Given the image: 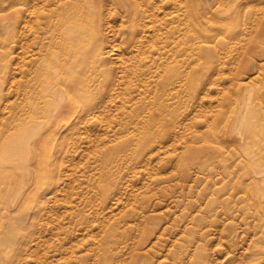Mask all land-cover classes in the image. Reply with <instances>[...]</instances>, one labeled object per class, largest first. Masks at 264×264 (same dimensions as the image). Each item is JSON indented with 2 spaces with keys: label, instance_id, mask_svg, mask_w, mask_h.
<instances>
[{
  "label": "rangeland",
  "instance_id": "1",
  "mask_svg": "<svg viewBox=\"0 0 264 264\" xmlns=\"http://www.w3.org/2000/svg\"><path fill=\"white\" fill-rule=\"evenodd\" d=\"M249 167L264 0H0V264H264Z\"/></svg>",
  "mask_w": 264,
  "mask_h": 264
},
{
  "label": "bare ground",
  "instance_id": "2",
  "mask_svg": "<svg viewBox=\"0 0 264 264\" xmlns=\"http://www.w3.org/2000/svg\"><path fill=\"white\" fill-rule=\"evenodd\" d=\"M249 87V86H248ZM250 89H248L246 86L241 87V92L243 95H246V107L244 109V111H247L248 108H250V99H251V91H249ZM253 90V89H252ZM57 91V90H56ZM58 91L56 92V99L58 96ZM234 100V99H233ZM234 103V102H233ZM258 105H255L254 110L252 113H250L248 115V117L243 118V111L242 110H238L237 107L232 108L230 111V114L227 116V118L224 121V125L226 127V134L225 137H232V136H240V138L243 136V132L241 131L243 128L249 129V131L251 132L253 130V128L255 127L257 118L259 117V108ZM233 106V105H232ZM239 106V105H238ZM242 108V107H241ZM49 110V109H48ZM52 110V109H51ZM52 112V111H51ZM51 114V113H50ZM51 119L49 118H45V120L42 121H38V123H40L42 126L39 128L41 131L44 130V128L46 127V125L50 122ZM58 125V124H57ZM39 130V131H40ZM254 131V130H253ZM253 132H251L246 141H244V147L246 149H248L250 147L251 144H254V138H253ZM41 134V133H40ZM255 134V133H254ZM242 139V138H241ZM221 140V139H220ZM228 149H226L227 151ZM65 155V154H64ZM66 157V156H65ZM64 159V158H63ZM64 165V164H63ZM19 171V170H18ZM28 172V171H27ZM248 172H250V174H252L253 176V180L257 181L260 180L261 182H264V173L260 172V171H255L252 167H249ZM253 181V182H254ZM16 184V183H15ZM19 184V183H18ZM254 184V183H253ZM264 184V183H263ZM20 188V187H19ZM15 192H18V187L15 188ZM14 198V197H13ZM16 199V198H14Z\"/></svg>",
  "mask_w": 264,
  "mask_h": 264
}]
</instances>
